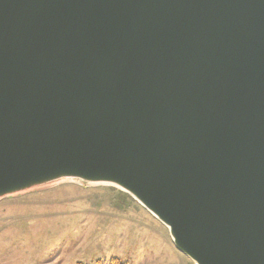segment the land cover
<instances>
[{
	"label": "water",
	"instance_id": "water-1",
	"mask_svg": "<svg viewBox=\"0 0 264 264\" xmlns=\"http://www.w3.org/2000/svg\"><path fill=\"white\" fill-rule=\"evenodd\" d=\"M57 171L264 264V0H0V193Z\"/></svg>",
	"mask_w": 264,
	"mask_h": 264
},
{
	"label": "rangeland",
	"instance_id": "rangeland-1",
	"mask_svg": "<svg viewBox=\"0 0 264 264\" xmlns=\"http://www.w3.org/2000/svg\"><path fill=\"white\" fill-rule=\"evenodd\" d=\"M62 178L0 193V264H196L130 193Z\"/></svg>",
	"mask_w": 264,
	"mask_h": 264
},
{
	"label": "bare ground",
	"instance_id": "bare-ground-1",
	"mask_svg": "<svg viewBox=\"0 0 264 264\" xmlns=\"http://www.w3.org/2000/svg\"><path fill=\"white\" fill-rule=\"evenodd\" d=\"M62 176H70V177H73L72 174H68L67 172L65 171H61V172H56V173H53V174H50V175H47L43 178H39L38 180L36 181H33L32 183H28V184H25V185H22V186H18L16 188H12V189H9V190H6L4 192H2L1 194H11V193H15V192H18V191H21V190H25L29 187H32L34 185H37V184H40V183H44V182H47L49 180H53V179H56L58 177H61ZM75 176V175H74ZM63 179V178H62ZM84 179V178H83ZM60 180V179H58ZM87 181H90V182H95V181H99V182H107L108 184H114L120 188H122V190L130 193L135 199H137L144 207L147 208V210H149L151 212V214H153L155 217H157L160 221H162L166 226L167 224L161 220L159 218V216L153 211L151 210L140 198L139 196H137L136 193H134L132 190H130L129 188H127L126 186H124L122 183L110 178V177H104V176H93V177H88L87 178ZM168 227V226H167ZM170 230V229H169ZM170 234H171V237L174 236V233L170 230ZM181 251V250H180ZM183 252V251H182ZM184 253V252H183ZM196 264H199L198 262H196Z\"/></svg>",
	"mask_w": 264,
	"mask_h": 264
}]
</instances>
